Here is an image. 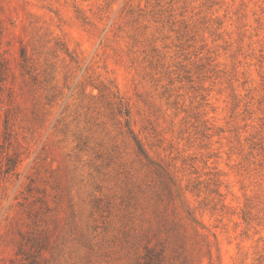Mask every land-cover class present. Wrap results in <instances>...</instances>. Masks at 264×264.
<instances>
[{"label": "rangeland", "instance_id": "obj_1", "mask_svg": "<svg viewBox=\"0 0 264 264\" xmlns=\"http://www.w3.org/2000/svg\"><path fill=\"white\" fill-rule=\"evenodd\" d=\"M0 264H264V0H0Z\"/></svg>", "mask_w": 264, "mask_h": 264}]
</instances>
